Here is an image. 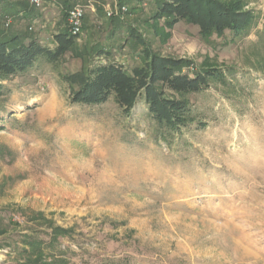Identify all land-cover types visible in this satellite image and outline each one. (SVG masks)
<instances>
[{
	"label": "rangeland",
	"instance_id": "obj_1",
	"mask_svg": "<svg viewBox=\"0 0 264 264\" xmlns=\"http://www.w3.org/2000/svg\"><path fill=\"white\" fill-rule=\"evenodd\" d=\"M244 1L250 28L217 45L192 25L164 28L152 0L73 2L84 11L75 50L1 81L0 264H24L23 235L66 264H264V0ZM64 12L61 0H0V31L54 48ZM130 32L149 53L191 60L184 73L224 74L191 96L187 125L160 130L143 94L128 113L114 94L70 103L62 75L88 59L140 64ZM94 44L103 52L88 58ZM47 221L70 234L50 242Z\"/></svg>",
	"mask_w": 264,
	"mask_h": 264
},
{
	"label": "trees",
	"instance_id": "obj_2",
	"mask_svg": "<svg viewBox=\"0 0 264 264\" xmlns=\"http://www.w3.org/2000/svg\"><path fill=\"white\" fill-rule=\"evenodd\" d=\"M76 0H61L67 17V10ZM24 12L30 14L28 4L21 2ZM152 18L162 20L164 28L172 29L176 24L192 25L197 28L198 36L207 44H231L239 35L246 33L255 16L251 9H245L244 0H152ZM26 14V15H27ZM113 19V18H112ZM26 38H29L26 42ZM132 52L141 56L139 65L130 71L113 62L92 63L88 58L103 52L98 44L87 51L88 60L82 69L75 73L64 74L62 78L72 88L70 103L100 104L108 100L111 94L123 112L128 113L137 97L143 94L148 112L153 120L165 132L188 123L190 98L208 86L210 81L223 78L220 68L207 65L195 69L192 75L184 73V68L192 66L186 58L160 56L148 52L140 35L133 32L123 38ZM55 46L41 45L33 37H18L0 31V96L1 81L20 73L31 66L40 56L55 61L67 51H74L75 36L69 31L68 23L54 36ZM193 71V69H191ZM75 85V87H74ZM165 89L171 93H166ZM48 222V221H47ZM1 223V222H0ZM49 241L55 243L59 236L70 234V228H63L52 222L47 223ZM46 232V230H45ZM6 229L0 225V235ZM23 248L20 255L24 264H66L60 256L44 257L43 241L32 235H23Z\"/></svg>",
	"mask_w": 264,
	"mask_h": 264
},
{
	"label": "built area",
	"instance_id": "obj_3",
	"mask_svg": "<svg viewBox=\"0 0 264 264\" xmlns=\"http://www.w3.org/2000/svg\"><path fill=\"white\" fill-rule=\"evenodd\" d=\"M37 8H41L45 0H23ZM83 7L80 5L72 6L67 12V23L69 26V31L72 35L76 36L80 33L82 23H83Z\"/></svg>",
	"mask_w": 264,
	"mask_h": 264
}]
</instances>
